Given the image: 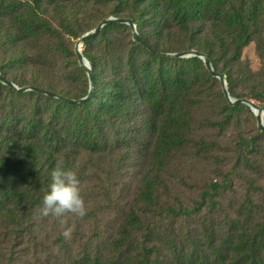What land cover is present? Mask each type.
<instances>
[{"label": "trees", "instance_id": "16d2710c", "mask_svg": "<svg viewBox=\"0 0 264 264\" xmlns=\"http://www.w3.org/2000/svg\"><path fill=\"white\" fill-rule=\"evenodd\" d=\"M131 1L138 23L148 24L158 39L180 40L186 49L208 54L229 85L243 49L256 41L264 53V0ZM33 15H16L25 37L45 24L42 13ZM0 30L14 40L12 33ZM51 37L55 45L50 49L64 47L58 31ZM144 49L155 63L121 58L122 70L114 77L100 75L97 61L90 58L95 88L84 104L31 91L15 93L37 99L30 109L0 102V264H264V203L247 196L236 205L225 204V191L230 187L231 198L237 192L230 171L220 172L222 181L210 178L190 190L186 198L166 180L167 164L188 142L200 81L217 78L198 57L170 59ZM12 51L28 57L25 45L14 44ZM107 51L116 55L112 42ZM131 112L143 114L150 134L147 168L134 173L135 185L81 190L88 211L83 218L66 217L73 229L70 240L61 235L56 218L35 219L56 159L63 157L76 171L80 164L101 162L102 154L104 160L121 154L116 148L125 139L112 140L113 119ZM108 209L109 232L101 233L100 222L84 228L97 211Z\"/></svg>", "mask_w": 264, "mask_h": 264}, {"label": "rangeland", "instance_id": "374dc122", "mask_svg": "<svg viewBox=\"0 0 264 264\" xmlns=\"http://www.w3.org/2000/svg\"><path fill=\"white\" fill-rule=\"evenodd\" d=\"M26 5H29V11ZM34 12L42 13L41 23L45 17V24L41 25V32L38 30L25 37L20 31L16 15L31 13L33 17ZM137 17L138 10L131 0L128 3L126 0H0V28L15 36L12 40L0 30V73L17 87L37 86L72 99L84 98L88 94L89 79L75 54V46L84 35L108 18L134 20L139 35L140 29L143 40L160 53L196 50L186 49L180 40L158 39L148 24L138 23ZM54 31L60 33L64 43V47L58 51L50 49L55 45V37H51ZM110 42L114 45V56H110L107 51ZM14 44L25 45L28 57L21 59L17 53H12ZM81 51L88 60L94 58L97 61L100 75L109 72L113 77L122 70L121 58L136 63L155 61L149 52L134 41L126 25L105 27ZM218 72L224 73L222 69ZM232 80L228 88L233 97L252 99L264 110V53H261L258 42H252L243 49ZM198 88L199 101L192 107L193 120L189 133L186 132L188 142L167 164V182L174 185L181 197L186 198L190 190L205 185L210 178L222 181L224 174L220 172L230 171L237 184V192L231 198L229 187L225 191V204L236 205L247 196L255 198L257 203H264V133L258 127L256 115L244 104L237 110H231L218 79L202 77ZM15 93L18 92L0 82V102H12L24 109L35 105V97L17 98ZM143 118L142 113L133 112L114 117L112 140L115 141L117 136L125 139L119 140L120 145L116 148L121 154H114L106 160L102 154L101 162L95 159L87 166L80 164L75 172L81 190H126L135 185L134 173L144 172L147 168L144 154L150 134L145 130L147 124ZM211 142H216L218 147L209 146ZM241 186L242 190H239ZM70 222L72 226L75 225L74 221ZM98 222L102 224L101 233L109 232L112 225L109 209L101 213L97 211L91 221L83 226L88 229L89 225L94 226Z\"/></svg>", "mask_w": 264, "mask_h": 264}, {"label": "water", "instance_id": "95a60500", "mask_svg": "<svg viewBox=\"0 0 264 264\" xmlns=\"http://www.w3.org/2000/svg\"><path fill=\"white\" fill-rule=\"evenodd\" d=\"M114 24L128 26L132 32L133 39L137 44L148 49L151 53H158L155 50H153L150 47V45H148V43H146L142 39V37L139 35V33L137 31V26H136V23L134 20L126 19V18H108V19L103 20L93 31L84 35L77 42V44L75 46V50H74L75 54L79 60L80 65L87 72L88 79H89L88 94L84 98L72 99V98L66 97L60 93L50 91V90H47V89H44L41 87H37V86L17 87L13 82H11L8 78H6L1 73H0V82L2 84H4L5 86L9 87L10 89L18 92V93H24V92H29V91L36 92V93H40V94H43L46 96H50L52 98L62 100V101L69 103V104H76V105H81V104L88 102L93 96V92H94V88H95V79H94V74L92 71L91 64H90L89 60L85 57L84 53H82L81 49L91 39L97 37L105 27H107L109 25H114ZM159 54H161L163 56L171 57V58H190V57L200 58L204 62L205 68L208 70L209 74L212 77L217 78L220 81L223 94H224L225 99L228 102L229 106L234 107V106H238L241 104L249 106L252 109L253 113L257 117L258 127L260 128L261 131L264 132V110H263V108L252 99L233 97L231 95V93L229 92L228 83H227L225 74L215 70V68L212 64V61H211L210 57L208 56V54L202 53V52H199L196 50H190V51H185V52H180V53H159Z\"/></svg>", "mask_w": 264, "mask_h": 264}, {"label": "clouds", "instance_id": "9594fccd", "mask_svg": "<svg viewBox=\"0 0 264 264\" xmlns=\"http://www.w3.org/2000/svg\"><path fill=\"white\" fill-rule=\"evenodd\" d=\"M50 180L49 190L34 209V218H56L62 229L61 235L70 240L73 229L67 226L66 217L72 214L83 218L88 211L81 195L80 181L76 172L66 166L63 157L56 159L50 172Z\"/></svg>", "mask_w": 264, "mask_h": 264}]
</instances>
